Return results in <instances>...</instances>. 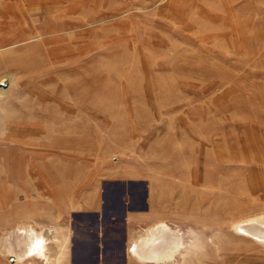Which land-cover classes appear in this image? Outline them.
<instances>
[{
    "label": "rangeland",
    "instance_id": "rangeland-1",
    "mask_svg": "<svg viewBox=\"0 0 264 264\" xmlns=\"http://www.w3.org/2000/svg\"><path fill=\"white\" fill-rule=\"evenodd\" d=\"M1 22L0 264L62 263L38 225L93 221L95 192L73 264H264V0H0ZM124 205L147 209L126 238ZM149 227L163 260L129 247Z\"/></svg>",
    "mask_w": 264,
    "mask_h": 264
},
{
    "label": "crops",
    "instance_id": "crops-1",
    "mask_svg": "<svg viewBox=\"0 0 264 264\" xmlns=\"http://www.w3.org/2000/svg\"><path fill=\"white\" fill-rule=\"evenodd\" d=\"M6 2H2V5ZM1 14H6L4 11V6L1 7ZM6 23V22H5ZM4 22L0 23V25L5 24ZM122 193H119L118 200L121 201L122 203L126 202L122 198ZM102 202L103 200L101 199V195H97V192L94 194H91L89 196H84L80 201H79V206L75 207L73 211H79V212H86V213H91L94 216L93 221H71L69 220H59V219H51V220H46V222L40 223L38 226L40 227H51L53 228V234L56 238H58L61 241V256L59 258L60 264H73V248H74V242L76 240H83L86 239L87 237L90 238V242L97 247L99 244L98 241L101 242V236L103 235V228L101 220H99V217L102 215ZM147 209L146 207L144 208H134V207H129L124 205V209L121 212V218L123 220V236L126 238L128 234V230H130L131 226L135 222H139L142 218L146 216ZM101 219V218H100ZM44 221V220H43ZM152 227H149L145 234L151 229ZM143 234L142 236H144ZM41 235V234H40ZM43 235H41L42 237ZM140 236V237H142ZM139 237V238H140ZM137 238V239H139ZM135 239L134 241L131 242L130 248L132 244L137 240ZM100 245V244H99ZM78 247L76 248V250ZM80 250H83L80 247ZM38 254L36 255L35 253H28L25 254L22 257H30L34 258L37 257ZM42 257V256H38Z\"/></svg>",
    "mask_w": 264,
    "mask_h": 264
},
{
    "label": "bare ground",
    "instance_id": "bare-ground-1",
    "mask_svg": "<svg viewBox=\"0 0 264 264\" xmlns=\"http://www.w3.org/2000/svg\"><path fill=\"white\" fill-rule=\"evenodd\" d=\"M4 4V3H3ZM8 4V2H7ZM15 5V4H14ZM7 6V5H6ZM10 6V5H9ZM18 8V7H17ZM8 9L4 8V11L6 12ZM13 10V9H12ZM2 11V10H1ZM11 13V11L9 10V14ZM11 25V24H10ZM7 27L9 26L7 23L5 24H2L0 25V27ZM28 31V30H27ZM4 37V36H3ZM1 40V39H0ZM5 43V42H4ZM7 45V43H6ZM15 45V44H13ZM81 96V95H80ZM79 102V101H78ZM26 107V106H25ZM54 135V134H53ZM47 137V136H46ZM52 137V136H51ZM54 137V136H53ZM58 137H61V136H58ZM63 137V136H62ZM66 138V137H65ZM3 139V138H2ZM1 139V140H2ZM68 139V138H67ZM80 139V138H79ZM20 140V139H19ZM59 140V139H58ZM72 139H70L71 141ZM22 141V140H21ZM25 141V140H24ZM27 141V140H26ZM25 141V142H26ZM65 141V140H64ZM16 142V141H15ZM39 142V141H38ZM59 142V141H58ZM76 142V141H75ZM45 143V142H44ZM40 144V142H39ZM53 144V143H52ZM69 144V143H68ZM72 144V143H71ZM34 146H36L35 144H33ZM31 146V145H30ZM60 147V146H59ZM46 149V148H45ZM21 151V150H20ZM16 153V152H15ZM19 154V153H18ZM24 157V156H23ZM22 158V157H21ZM16 159V158H15ZM24 159V158H23ZM17 161H20L18 160L17 158ZM18 163V162H17ZM30 163V162H29ZM45 163V162H44ZM20 164V163H19ZM49 166V165H48ZM20 167V166H19ZM19 167H18V170H19ZM29 167V166H28ZM45 167V166H44ZM7 169V168H6ZM31 170V169H30ZM44 170V169H43ZM7 171V170H6ZM46 171V169H45ZM52 171V170H51ZM20 172V171H19ZM48 172V171H47ZM38 174V173H37ZM20 176V175H19ZM20 178V177H19ZM51 179V178H50ZM26 180V179H25ZM22 185V184H21ZM25 185V184H24ZM23 186V185H22ZM15 187V186H14ZM16 189V188H15ZM1 190V188H0ZM14 192V191H13ZM4 202V199L1 195V191H0V205H2ZM248 221V220H247ZM252 221V220H251ZM245 222V221H244ZM260 223V221H259ZM262 224V223H261ZM264 224V222H263ZM246 226V225H245ZM249 226V225H248ZM158 227V226H157ZM159 229L161 232H166V230L168 229L165 225H162L160 224L159 225ZM155 228L153 229V227L142 237H140L139 239H137L131 246V251L133 254H135L136 256L140 257V258H145V259H153V260H161L162 259V256H163V252L164 250H166V248L168 247L169 248V245H171V243L174 244V242H169L170 244L167 245L161 250H157L156 248L160 245V241L159 239L154 241L155 239L153 238L154 237V232ZM157 230V229H156ZM171 231V230H170ZM176 232V231H175ZM171 233V232H170ZM264 233V232H263ZM155 234H157L155 232ZM160 234V233H159ZM163 234V233H161ZM160 234V235H161ZM166 234V233H165ZM178 235V234H177ZM263 235V234H262ZM167 236V235H166ZM176 236V235H175ZM173 236V237H175ZM163 238V237H162ZM161 241L163 242L164 240ZM167 240H168V237H165ZM177 238V237H176ZM175 238V239H176ZM181 238V236H180ZM42 237L41 235H30L28 237V239L26 241H24L25 243L23 244V246L21 247V250L20 251H16V249H10L9 250V255L11 258H13L14 260L15 259H18L20 258L21 254H28V253H37L39 254L41 251H42V246H43V243H42ZM178 239V238H177ZM153 240V241H152ZM173 240V239H172ZM181 240V239H180ZM149 241V242H148ZM169 241V240H168ZM165 242V241H164ZM163 242V243H164ZM162 244V243H161ZM179 247V246H178ZM178 247H174L175 250H177ZM171 248V247H170ZM174 250V251H175ZM173 251V250H172ZM171 251V252H172ZM170 253V252H169ZM173 253V252H172ZM172 256V254H171ZM23 258V257H22ZM167 259V258H166ZM170 259V258H169ZM172 259V258H171ZM141 260V259H140ZM163 260V259H162Z\"/></svg>",
    "mask_w": 264,
    "mask_h": 264
}]
</instances>
